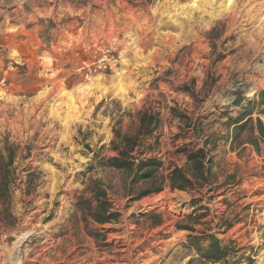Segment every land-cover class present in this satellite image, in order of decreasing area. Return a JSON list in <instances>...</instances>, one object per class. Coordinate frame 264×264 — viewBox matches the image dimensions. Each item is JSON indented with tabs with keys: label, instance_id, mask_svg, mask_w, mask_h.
Listing matches in <instances>:
<instances>
[{
	"label": "rangeland",
	"instance_id": "rangeland-1",
	"mask_svg": "<svg viewBox=\"0 0 264 264\" xmlns=\"http://www.w3.org/2000/svg\"><path fill=\"white\" fill-rule=\"evenodd\" d=\"M191 2L0 0V165L14 156L7 189L0 176V264H187L186 226L254 246L264 264V145L238 158L221 138L234 101L264 89V0ZM106 53L114 72L84 66ZM143 109L158 114L147 143L165 174L184 165L183 144L216 141L212 190L135 200L145 183L94 160L115 155L113 131L132 133ZM95 180L119 213L102 226L82 209Z\"/></svg>",
	"mask_w": 264,
	"mask_h": 264
},
{
	"label": "trees",
	"instance_id": "trees-1",
	"mask_svg": "<svg viewBox=\"0 0 264 264\" xmlns=\"http://www.w3.org/2000/svg\"><path fill=\"white\" fill-rule=\"evenodd\" d=\"M241 100L242 98H238L234 101L233 105L238 107L239 111L235 116H229L225 124L228 133L221 137L229 143L231 151L235 152L238 158L243 156L248 146L258 154L262 152L264 122L261 116H264V89L255 94L253 99H246L245 103ZM170 110L172 114L176 113L175 108ZM255 115L257 117H254ZM133 120L132 133L122 134L119 130L113 131L114 139L111 141L110 149L115 155L105 157L95 155L94 160L99 161L102 167L125 172L130 178V187L145 183L147 187L138 192L135 200L158 194L166 187L173 191L200 190L206 187L213 189L218 179L212 156L216 147L215 140L211 137H201L183 144L176 152L184 157V165L171 163L165 169L167 172L165 174L164 161L153 155L154 147L147 143L159 128L158 114L150 109H143L133 116ZM7 160L6 168L0 165V176L6 189L9 186L8 173L14 163V156L9 153ZM89 190L91 199L85 200L86 207L82 208L86 215L84 219L90 218L101 226L116 221L119 213L114 209L108 198V191L102 187L101 182L92 181ZM204 217L203 214L196 216V219L200 221ZM227 225L228 229L233 227L232 224ZM183 229L191 232L187 237V245L198 255L187 264H253L255 262L254 246H240L235 240L224 242L215 234L205 230L196 231L188 226Z\"/></svg>",
	"mask_w": 264,
	"mask_h": 264
},
{
	"label": "bare ground",
	"instance_id": "bare-ground-1",
	"mask_svg": "<svg viewBox=\"0 0 264 264\" xmlns=\"http://www.w3.org/2000/svg\"><path fill=\"white\" fill-rule=\"evenodd\" d=\"M233 3H234V0H192V2L187 7H190L193 10H199V9H201V8L207 6V5L213 6V5L217 4V8L220 11H226V10H229L232 7ZM185 7H183V8H185ZM97 87L103 89L104 92L107 91V88H105L100 83V81L98 82V86Z\"/></svg>",
	"mask_w": 264,
	"mask_h": 264
},
{
	"label": "built area",
	"instance_id": "built-area-1",
	"mask_svg": "<svg viewBox=\"0 0 264 264\" xmlns=\"http://www.w3.org/2000/svg\"><path fill=\"white\" fill-rule=\"evenodd\" d=\"M84 66L90 68L95 73L101 71L114 72L119 66V59L111 53H106L102 55L97 63H94V66H89L87 62H84Z\"/></svg>",
	"mask_w": 264,
	"mask_h": 264
}]
</instances>
